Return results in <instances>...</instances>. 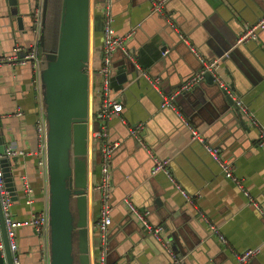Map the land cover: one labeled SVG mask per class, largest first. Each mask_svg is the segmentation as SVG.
<instances>
[{"label": "crops", "instance_id": "1", "mask_svg": "<svg viewBox=\"0 0 264 264\" xmlns=\"http://www.w3.org/2000/svg\"><path fill=\"white\" fill-rule=\"evenodd\" d=\"M14 2L12 5L10 0H0V57L14 53L16 45L27 48L38 38L27 23V31L24 32L9 20L11 8L18 9L23 15L28 12L33 14L38 0ZM150 8L151 0H114L111 8L116 33L125 35L133 32L127 41V48L143 78L140 84L136 83L135 72H131L132 67L126 66L130 61L125 58L124 50L114 53L112 86L124 107L121 116L113 117L107 124L109 137L120 142L112 156L114 189L110 226L113 231L110 240L114 244L112 251L120 256L117 264H128L124 256L126 250L132 264H169L171 261L166 253L156 250L155 244L146 242L150 239L154 243L153 238L145 240L152 237L151 234L137 231L135 223L141 224L134 215L131 216L135 223L130 217L124 203L125 196H131L140 208L150 210V221L164 227V240L172 244L173 234L178 236L182 250L180 257L185 264H236L232 252L212 234L199 210L219 226L236 250L261 247V252L250 264H264L262 212L249 201L233 179L224 175L218 162L204 147L192 138L177 112L163 111V108L155 106L159 97L143 75L145 71L159 77L161 91L168 93L177 90L183 78L199 71L201 60L198 53L207 59H219L220 74L228 82H234V96L248 106L259 126H264V29L259 32L257 40L246 44L238 42L242 30L264 15V0H167L161 14L168 25L163 24L160 17L151 18ZM104 24L105 0H90V59L86 69L89 74L90 136L94 135L93 127L98 121L96 113L101 103V76L97 69L102 59ZM178 34L181 38L182 35L187 37L196 51L190 50ZM218 51L224 54L219 56ZM229 52L232 57L223 60ZM120 67L127 74V81L118 78ZM203 83L204 88L198 86L196 89L202 92L210 86ZM35 84L31 64L7 62L0 66L2 131L7 148L20 152L8 157V177L13 183L11 211L20 220L47 209L49 205V174L39 166L37 156L35 123L39 103ZM204 96L206 103L189 100L187 94L180 96L177 107L211 144L221 148L223 155L234 164L236 176L243 179L251 196L264 210V146L258 143L259 126L251 125L250 121L248 126H241L232 115L227 116L230 119H222L224 116L214 118L213 102L206 93ZM148 110H151V115H148ZM18 111L22 114L18 115ZM142 116L148 117L146 120L139 119ZM136 122L146 124L144 137L152 154L169 159L175 179L193 195V201L174 186L166 173L153 172L151 157L138 148L137 142L129 135V129ZM98 150L101 148L90 142L86 154H80L78 150L70 155V164L80 170L82 168L87 183L85 223L79 225L78 199L72 198L75 254L78 259L81 243L86 241L91 264H97L99 244L96 237L100 236L97 226L100 211L97 186L101 179ZM23 176L28 178L32 187L29 193L33 200L31 204L26 203L28 193L23 189ZM125 228L131 234L122 237ZM137 233L143 239L131 243V235ZM14 235L25 264H50L46 237L38 236L28 226L16 229Z\"/></svg>", "mask_w": 264, "mask_h": 264}, {"label": "water", "instance_id": "2", "mask_svg": "<svg viewBox=\"0 0 264 264\" xmlns=\"http://www.w3.org/2000/svg\"><path fill=\"white\" fill-rule=\"evenodd\" d=\"M114 0H112L113 2ZM10 4L14 5V0H10ZM48 0L43 2V13H42V28L40 35V44L44 46L45 34L44 28L46 25V13H47ZM151 18L160 17L163 24L169 23L159 12H153L150 15ZM10 23L17 26L19 30H26L25 23L29 27L34 29L36 32L37 24L33 19L32 12H28L26 15L20 14L18 9L11 8L10 11ZM172 27V26H171ZM245 30V28L243 29ZM242 30V31H243ZM179 35V34H178ZM180 36V35H179ZM239 36V35H238ZM181 38V36H180ZM185 42L182 38L180 39ZM185 44H187L185 42ZM243 44V43H240ZM246 44V43H244ZM189 49L192 50V47ZM192 45V44H191ZM90 0H63L62 14H61V24H60V35L57 44V49L55 51H46L44 59L42 61L41 70V88L43 102L45 104L46 119L48 122L47 131V167L49 174V250H50V264H91L90 255L88 251V246L86 241H82L81 250L78 255V259L75 254L74 248V228H75V215L72 210V198L77 197L78 199V211L80 215L79 225L86 221V188L87 183L85 180V172L76 168L70 164V155L72 152L75 154L79 150L80 154H86L88 143L92 142L97 144L99 148H102L104 139L101 137H96L95 135L90 136L89 126L90 118L88 112V99H89V74L87 72V66L90 59ZM129 49V48H128ZM164 49V48H163ZM121 50V49H119ZM123 51V50H121ZM130 51V49H129ZM124 56L128 61L126 66L132 67V71L135 72L137 76V84L143 80L139 74V68L135 66V63L131 60L128 54L124 51ZM220 53L219 56L224 54ZM11 54V53H10ZM22 56L25 55L23 52ZM8 56V55H7ZM232 57V53L226 54L223 60ZM207 59V58H206ZM234 59V57H233ZM213 60V59H207ZM201 63L202 68L203 64ZM137 67V68H136ZM199 69V70H200ZM115 71L113 65L112 77ZM120 76L118 78L123 81H127L128 76L124 73L123 68L118 69ZM144 75V73H143ZM193 74L183 78L180 82L182 85L186 82ZM223 77V76H222ZM144 78L148 81V86L155 90L154 93L158 95L159 101H155V106L163 111H171L176 113V111L170 107H162L163 95L171 94L173 91L165 93L156 89L151 82L144 75ZM224 78V77H223ZM225 79V78H224ZM204 82L208 85L203 91L196 89L204 88ZM227 81V80H226ZM231 89L234 88V82H228ZM150 84V85H149ZM179 84V85H180ZM180 87V86H179ZM147 88V87H146ZM193 89V91H192ZM192 89L185 90L180 95L176 96L175 101H178L180 96L187 94V99L195 100L196 102L206 103L204 93L206 96L210 97L213 102V116L218 118L221 116L225 117L232 115L233 118L237 119V122L241 126H248L250 121L247 116L242 112L241 107L238 104V99L234 94H230L223 90L219 84L215 81L214 76L210 72H206L204 78ZM190 92V93H189ZM153 99H156L154 94H151ZM124 109V108H123ZM148 115H151V110H148ZM148 116L141 117L139 119L146 120ZM180 118V117H179ZM181 119V118H180ZM227 119H230L227 117ZM225 119L224 121H226ZM182 120V119H181ZM183 122V120H182ZM251 122V121H250ZM137 124H132L134 127ZM184 124V122H183ZM253 125V123H250ZM101 124L97 121V125L93 127V132L99 130ZM143 131L142 135L144 137ZM129 135L133 138L137 144L149 157H151L153 164L154 158L148 152V150L140 143V141L132 136L131 129H129ZM205 135V134H204ZM145 140V137H144ZM109 142H114L115 140L108 138ZM146 142V140H145ZM210 142V141H209ZM211 143V142H210ZM118 148V147H117ZM116 148V149H117ZM7 145L4 133L2 131V121L0 116V155L1 163L3 167V177L6 178L5 185L7 186L10 193L13 195V183L9 179L10 167L9 159L7 157ZM115 149V150H116ZM113 151V154L115 152ZM113 156V155H112ZM102 150H98L97 158L101 161ZM113 164V161H112ZM154 167V166H153ZM145 209V208H141ZM148 210V209H147ZM150 211V210H149ZM132 218V214L129 213ZM133 219V218H132ZM134 220V219H133ZM136 222L135 220L133 221ZM137 231L141 232L143 229L138 223H135ZM33 228L32 226H28ZM140 230V231H139ZM118 231L114 233L116 236ZM131 231L124 229L122 237L129 236ZM113 231L108 233V264H117L118 256L112 250L114 244L110 242ZM174 241L170 246L171 248L181 256V246L178 243V236L173 234ZM119 238V237H118ZM148 238H153L151 241ZM98 244L100 237H96ZM143 236L139 233L136 235H131L130 242L136 243L138 240H142ZM148 239V240H147ZM146 242L155 244V248L158 252H164L170 258V252L163 245L161 241L152 237H146ZM99 246V245H98ZM126 250L124 256L128 264H132L130 256L127 254ZM122 256V255H121ZM0 264H14V257L12 250L10 249V239L8 234V229L4 219V213L1 205L0 196Z\"/></svg>", "mask_w": 264, "mask_h": 264}, {"label": "built area", "instance_id": "3", "mask_svg": "<svg viewBox=\"0 0 264 264\" xmlns=\"http://www.w3.org/2000/svg\"><path fill=\"white\" fill-rule=\"evenodd\" d=\"M167 0H151V13L159 12L164 13V5ZM43 2L44 0H38V4L34 8L33 11V19L37 24L36 36L38 34V38L34 40L27 48L16 45L14 48V53L8 56L0 57V66L4 63L11 62L15 64H31L33 71L35 72V89L37 92V100H38V114L36 116V134L38 139V164L41 168L48 172L47 167V131H48V122L46 119L45 113V104L42 98V88H41V70H42V61L44 59L43 56L39 54V45H40V33L42 28V13H43ZM112 8V0H105V24L103 31V43H102V59L101 63L98 66V74L101 76V83L99 87V96H100V107L96 113L97 120L101 124V128L94 132L96 137H101L104 139L102 144V157L100 164V172L101 179L97 186L100 191V211L97 220V226L100 230V240H99V248H98V257L97 264H108V233L110 231V226L112 224V194H113V179H112V155L113 151L120 145V142L114 141L109 142V131L107 124L109 120H111L115 116H121V112L123 111V104L120 101L117 94H115L113 86H112V72H113V55L114 53L121 49L124 50L129 57L134 58L127 48V41L132 37L133 32H129L125 35H119L116 33L114 28V18L111 11ZM264 29V15L253 25L245 28L239 36L238 42L245 43L252 40H257L259 32ZM183 40L192 47V50L196 51V48L191 45V42L187 39V37L182 35ZM25 53L22 56V53ZM198 53V52H197ZM200 60L203 64L202 68L194 73L186 82H184L177 90L172 92L171 94L163 95V103L162 107H170L174 109L178 115L182 118L184 124L188 128L192 138L201 144L206 152L212 156L220 165L222 172L228 178L233 179L238 187L242 189L244 194L248 197L249 201L258 208L263 216L264 210H262L260 204L254 200L251 196L250 192L247 190L244 181L242 178L236 176L234 172V164L223 155L220 147L215 146L209 142V140L205 137L202 131L198 129L194 124H192L187 117L183 116V114L179 111L175 98L178 94L182 93L185 90L192 89L195 87L203 78L206 72L212 73L215 78V81L219 84V86L225 90L226 92L232 94L233 90L231 89L228 81H226L219 72V67L221 61L219 59L207 60L201 54H199ZM144 75L151 82V84L158 90H160V78L157 76H151L147 72L143 71ZM239 106L242 109V112L247 116V118L253 123V125H258L259 122L255 118V116L250 112L248 106H246L240 100L237 101ZM18 115L22 113L18 111ZM123 119V118H122ZM146 130V124L144 122L137 123L134 127L131 128L132 136L136 137L140 143L148 150L151 156L154 158V167L153 172L163 171L168 175L170 180L173 182L174 186L179 189V191L190 201H193V195L187 192L183 188V186L175 179L171 168L169 166V159L160 158L154 156L152 151L148 147L147 143L144 140L142 135L143 131ZM258 143L260 146H264V126H259L258 133ZM7 157H10L15 154H20L16 149L8 148L6 150ZM22 153V152H21ZM2 155H0L1 160ZM23 179V189L28 196L26 198V203L31 204L33 202L30 192L32 191L31 184L26 176L22 177ZM0 196H1V205L4 213L5 223L8 229L9 239H10V249L12 250L14 257V264H25L22 258L19 255V244L18 240L14 235V231L21 226H32L33 230L38 236L46 237L49 243V213L48 208L42 211L33 213L30 217L20 220L16 219L11 211V207L13 204L12 194L8 190L5 185V179L3 177V167L0 161ZM124 203L132 215L136 217L138 222H140L143 230L159 241L163 243V245L167 248L171 255V261L169 264H185L184 259L178 254H176L170 246V243L167 240H164L163 232L164 227L162 225L153 224L149 219L150 211L147 209H141L136 203L132 200L131 196L124 197ZM201 216L208 223L210 230L213 235L217 237V239L223 244L225 248L230 250L235 257L236 264H250L251 260L257 256L261 252V247L255 248H246L243 250H236L233 248L227 237L220 230L219 226L209 221L207 216L199 210ZM50 257V252H49Z\"/></svg>", "mask_w": 264, "mask_h": 264}, {"label": "trees", "instance_id": "4", "mask_svg": "<svg viewBox=\"0 0 264 264\" xmlns=\"http://www.w3.org/2000/svg\"><path fill=\"white\" fill-rule=\"evenodd\" d=\"M63 0H48L46 25L44 28L45 43L44 46L39 45V54L45 56L46 51L50 50L53 42L54 33H56V48L60 35V24L62 14Z\"/></svg>", "mask_w": 264, "mask_h": 264}, {"label": "flooded vegetation", "instance_id": "5", "mask_svg": "<svg viewBox=\"0 0 264 264\" xmlns=\"http://www.w3.org/2000/svg\"><path fill=\"white\" fill-rule=\"evenodd\" d=\"M56 33H54V36H53V42L51 44V47H50V50L51 51H55L57 48H56Z\"/></svg>", "mask_w": 264, "mask_h": 264}, {"label": "rangeland", "instance_id": "6", "mask_svg": "<svg viewBox=\"0 0 264 264\" xmlns=\"http://www.w3.org/2000/svg\"><path fill=\"white\" fill-rule=\"evenodd\" d=\"M44 57V56H43Z\"/></svg>", "mask_w": 264, "mask_h": 264}]
</instances>
